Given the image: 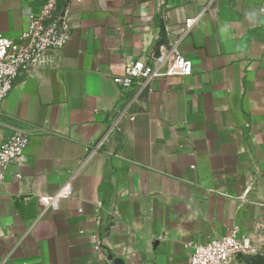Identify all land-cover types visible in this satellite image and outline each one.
<instances>
[{
  "label": "crops",
  "instance_id": "crops-1",
  "mask_svg": "<svg viewBox=\"0 0 264 264\" xmlns=\"http://www.w3.org/2000/svg\"><path fill=\"white\" fill-rule=\"evenodd\" d=\"M49 2L65 42L0 111V145L28 138L0 182V264H184L191 244L264 222V0H0V33L17 39ZM195 16L189 75L114 82ZM232 264H264V244Z\"/></svg>",
  "mask_w": 264,
  "mask_h": 264
},
{
  "label": "built area",
  "instance_id": "built-area-1",
  "mask_svg": "<svg viewBox=\"0 0 264 264\" xmlns=\"http://www.w3.org/2000/svg\"><path fill=\"white\" fill-rule=\"evenodd\" d=\"M52 3H46L38 14H28V26L17 39L0 33V111L2 102L15 85L19 73L30 65H47L50 57L47 51L60 47L65 42L63 26L59 19L49 21ZM198 17L186 18L176 31V39L168 49L160 51L151 60L138 58L126 66L121 74L113 76L121 88L149 91L152 81L171 75H189L192 61L182 55L178 45L194 27ZM28 143L27 136L15 131L3 138L0 145V182L5 179L9 163L18 158ZM18 177L19 174H15ZM71 194L69 183H65L56 193L41 198L45 208H57L61 198ZM264 244V222L258 218L251 231H242L233 225L225 234L212 237L206 243L191 244L184 264H232L239 256L255 255ZM104 240L94 236V249L104 255Z\"/></svg>",
  "mask_w": 264,
  "mask_h": 264
},
{
  "label": "water",
  "instance_id": "water-1",
  "mask_svg": "<svg viewBox=\"0 0 264 264\" xmlns=\"http://www.w3.org/2000/svg\"><path fill=\"white\" fill-rule=\"evenodd\" d=\"M169 45H170V43L165 47V49H168L169 48ZM159 53H160V51H158V50L155 51L154 56H158ZM143 92H147V90L145 89ZM107 258L109 260H111L112 264H118V259L117 258H114L111 254L107 255Z\"/></svg>",
  "mask_w": 264,
  "mask_h": 264
}]
</instances>
